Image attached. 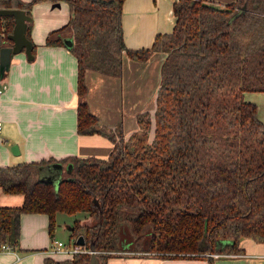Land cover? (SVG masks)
<instances>
[{
  "label": "trees",
  "instance_id": "16d2710c",
  "mask_svg": "<svg viewBox=\"0 0 264 264\" xmlns=\"http://www.w3.org/2000/svg\"><path fill=\"white\" fill-rule=\"evenodd\" d=\"M36 1L0 0V9L31 17ZM65 1L68 22L44 45L71 39L77 133L103 135L113 146L104 159L0 166V191L23 196L18 207H0V242L16 245L23 213L46 214L50 237L58 213H80L72 241H94L101 262L130 254L211 261L207 254L240 253L242 238L264 243V123L256 104L244 100L264 93V0H177L172 30L144 49L124 44V0ZM239 8L244 13L228 23ZM13 25L12 16L0 15V47ZM30 29L31 21L29 40ZM154 52L165 54L155 110L137 114L138 128L125 139L120 124L101 126L90 111L85 73L120 77L124 59L144 62ZM53 164L62 171L56 183L45 179L55 176ZM89 261V253H78L53 264Z\"/></svg>",
  "mask_w": 264,
  "mask_h": 264
},
{
  "label": "crops",
  "instance_id": "0c3cea01",
  "mask_svg": "<svg viewBox=\"0 0 264 264\" xmlns=\"http://www.w3.org/2000/svg\"><path fill=\"white\" fill-rule=\"evenodd\" d=\"M176 1L124 0L121 25L125 46L150 48L157 34L169 33L175 22L172 6ZM206 1L223 6L232 0ZM68 19L65 0H38L31 7L29 38L35 45L33 59L27 60L24 53L13 55L6 77L0 81V166L70 156L104 159L112 149V142L103 135L77 133L76 58L65 46L44 45L47 34L65 25ZM162 54L154 52L144 62L124 59L120 77L86 70L85 101L101 126L114 128L120 124L126 139L138 128L137 114L148 111L153 115ZM244 100L256 104L257 116L264 123V93H245ZM13 145L17 146L14 153ZM52 168L57 170L55 176L48 175L45 179L55 182L62 171ZM22 202V195L0 191V207H18ZM53 238L54 231L53 237L49 236L46 214L23 213L15 245L19 259L0 253V264H53L71 260L74 255L50 251ZM238 248L241 252L237 254L208 255L211 261L133 254L98 261L99 264H264V243L242 238Z\"/></svg>",
  "mask_w": 264,
  "mask_h": 264
},
{
  "label": "water",
  "instance_id": "95a60500",
  "mask_svg": "<svg viewBox=\"0 0 264 264\" xmlns=\"http://www.w3.org/2000/svg\"><path fill=\"white\" fill-rule=\"evenodd\" d=\"M244 13V8H239L229 19L228 23H231L236 17ZM0 15L12 16L13 28L12 31L7 35L9 44L0 47V81L4 80L9 70L11 58L13 55L18 53H24L27 60H32V42L26 37V27L31 21V17L21 9H0ZM64 46L68 49L72 46L71 39H64ZM17 150V146L11 147L12 153ZM53 166L61 168L60 164H53ZM57 181V180H56ZM55 181V183H56ZM54 181H52L53 183ZM77 245L84 246V240L82 236H78L75 240ZM90 251L89 264H99L96 256L94 241H91L87 247Z\"/></svg>",
  "mask_w": 264,
  "mask_h": 264
},
{
  "label": "built area",
  "instance_id": "2783aa9c",
  "mask_svg": "<svg viewBox=\"0 0 264 264\" xmlns=\"http://www.w3.org/2000/svg\"><path fill=\"white\" fill-rule=\"evenodd\" d=\"M50 251L57 254H65L71 256L78 253H90L87 247L77 245L75 240H73L68 244L58 240H53ZM0 253L11 254L14 255L16 259H19V256L17 254V249L15 248V246L7 242H0ZM207 255L217 256L218 254H207Z\"/></svg>",
  "mask_w": 264,
  "mask_h": 264
},
{
  "label": "rangeland",
  "instance_id": "374dc122",
  "mask_svg": "<svg viewBox=\"0 0 264 264\" xmlns=\"http://www.w3.org/2000/svg\"><path fill=\"white\" fill-rule=\"evenodd\" d=\"M162 55L165 56V54H162ZM262 112H263L262 118L264 120V110H262ZM43 175L47 176V174H43V173H41L40 176H43ZM77 219H82L80 213H77V214L58 213L56 215L55 224H54V238L53 239L61 241L66 244L70 243L72 239L71 238L72 227L74 226L75 220ZM83 223H86V222L82 221L81 224Z\"/></svg>",
  "mask_w": 264,
  "mask_h": 264
}]
</instances>
